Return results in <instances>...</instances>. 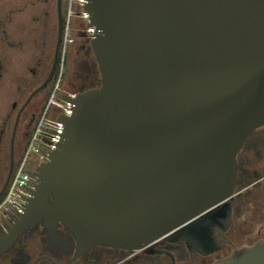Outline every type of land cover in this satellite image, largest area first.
Returning <instances> with one entry per match:
<instances>
[{"label": "water", "instance_id": "1", "mask_svg": "<svg viewBox=\"0 0 264 264\" xmlns=\"http://www.w3.org/2000/svg\"><path fill=\"white\" fill-rule=\"evenodd\" d=\"M99 85L79 91L15 221L144 249L221 203L264 122V0H87ZM4 248L0 240V252Z\"/></svg>", "mask_w": 264, "mask_h": 264}, {"label": "flooded vegetation", "instance_id": "2", "mask_svg": "<svg viewBox=\"0 0 264 264\" xmlns=\"http://www.w3.org/2000/svg\"><path fill=\"white\" fill-rule=\"evenodd\" d=\"M64 11L65 0H0V198L53 84ZM73 48L78 57L71 70ZM22 57L37 58L36 64L17 77L16 59ZM63 79L77 92L99 83L84 34H75L69 45ZM235 162V184L224 201L144 249L84 248L62 224L54 233L41 223L12 230L19 215L9 221L0 216V264H264V122L244 138ZM37 165L31 158L33 182Z\"/></svg>", "mask_w": 264, "mask_h": 264}, {"label": "built area", "instance_id": "3", "mask_svg": "<svg viewBox=\"0 0 264 264\" xmlns=\"http://www.w3.org/2000/svg\"><path fill=\"white\" fill-rule=\"evenodd\" d=\"M86 3L87 0H65L58 71L46 103L29 136L24 154L0 198V216L8 221L24 211L34 188L29 169L31 158L35 157L37 164L47 161L61 139L63 124L60 116L72 113L73 100L78 92L62 88L64 58L75 34H84L89 43L95 33V28L89 25V13L84 9Z\"/></svg>", "mask_w": 264, "mask_h": 264}, {"label": "rangeland", "instance_id": "4", "mask_svg": "<svg viewBox=\"0 0 264 264\" xmlns=\"http://www.w3.org/2000/svg\"><path fill=\"white\" fill-rule=\"evenodd\" d=\"M78 57V54L76 53V48L70 49V62H69V68L71 70H74L76 68V63L75 60ZM36 59L37 58H17L16 59V64H17V69H16V76L22 77V76H27V66H34L36 64ZM62 88L66 90H76L74 88H70L68 86V83L65 79H63L62 82Z\"/></svg>", "mask_w": 264, "mask_h": 264}, {"label": "trees", "instance_id": "5", "mask_svg": "<svg viewBox=\"0 0 264 264\" xmlns=\"http://www.w3.org/2000/svg\"><path fill=\"white\" fill-rule=\"evenodd\" d=\"M58 63H59V62H58ZM57 68H58V65H57ZM57 71H58V69H56V73H57ZM56 73H55V74H56ZM96 75L98 76V73H97ZM96 81H98V79H97ZM98 85H99V83H98ZM98 85H97V86H98ZM33 128H34V127H33ZM28 139H29V138H28ZM27 142H28V140H27ZM27 142H26V145H27ZM25 148H26V146H25ZM24 150H25V149H24ZM23 154H24V151H23V153H22V155H21V158H22ZM21 158H20V159H21ZM16 166H17V165H16Z\"/></svg>", "mask_w": 264, "mask_h": 264}]
</instances>
